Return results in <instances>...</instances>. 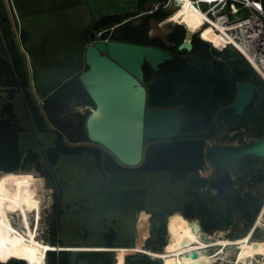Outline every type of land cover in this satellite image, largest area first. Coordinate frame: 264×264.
Masks as SVG:
<instances>
[{
  "label": "rangeland",
  "instance_id": "1",
  "mask_svg": "<svg viewBox=\"0 0 264 264\" xmlns=\"http://www.w3.org/2000/svg\"><path fill=\"white\" fill-rule=\"evenodd\" d=\"M139 2L140 0H4L18 36V44L26 59L32 107L43 117H37L38 122H35L24 94L18 92L11 98V92L0 86V112L5 103L12 100L14 111L23 127L19 136L20 150L39 153L43 167L48 169L46 152L56 146L58 131L65 135L67 144H78L86 148L81 155H62L54 167L56 185L59 187L57 207L54 206V187L49 179L42 175L32 182L22 183L25 186H22L23 194L19 201L43 204L40 238L45 242L51 243L57 219L60 229L56 235V246L109 247L108 243L112 241V247H146L150 244L152 250L164 251L170 247L173 243L171 238L176 235L171 224L180 227L194 221L199 222L207 241L213 242L219 238L235 240L247 235L255 226L256 220L250 224L242 212L236 211L232 218H226L219 225L215 224L222 216L228 217V199L244 200L252 193L256 204H262L263 208L264 182L259 183L257 180L259 174L264 172V158L250 156L255 161L253 170L247 172L237 167L236 160L229 167L218 169L207 156L204 169L198 173L206 182L196 186L190 194V179L194 174L188 178H175L171 172L147 171L137 167L107 171L104 167V154L108 151L105 148L89 141L75 142L78 118L81 116V112H76L75 76L81 67V70L86 67L82 66L84 38L95 32L94 24L104 15L137 12ZM161 5L159 0L147 2L145 9L149 10L132 17L133 23L140 25L143 15L155 12ZM167 5L168 3L165 6ZM170 7L166 8L168 12H172ZM165 20H151L150 37L162 40L176 29L174 22L162 24ZM155 26L158 30L153 33ZM115 27L108 28H113L112 32ZM22 28L29 32L26 44H23L20 37ZM101 32L98 31L97 34ZM188 32L194 33L190 30ZM226 54L234 58L237 52L230 48ZM236 58L242 59L239 54ZM147 66H143L145 71L148 70ZM52 86H60L62 89L45 95ZM53 117L55 121L52 120ZM41 127L47 129L43 130ZM262 137L264 130L262 136L256 137L249 130L229 132L222 129L218 135L206 140L205 155L213 146H240ZM145 141L147 147L160 140ZM98 147L102 154L93 150ZM188 204L191 213L189 217L184 214ZM2 211L4 213L3 209ZM163 224L164 233L161 232ZM205 224L211 226V233L205 231ZM149 225L151 236H148ZM6 232L4 213V228L0 229L2 249H7L4 244ZM262 238L263 229L259 228L252 241L255 244ZM178 248L180 247L173 245V249ZM234 250L233 247L227 250L232 259L236 253ZM109 253L111 255L106 256H111V264H115L120 252ZM138 253L141 252H126L123 264H144ZM76 256L74 254L73 264H91L87 260H78ZM151 258L158 264H164L162 259ZM244 263L251 264V261L244 259Z\"/></svg>",
  "mask_w": 264,
  "mask_h": 264
},
{
  "label": "trees",
  "instance_id": "2",
  "mask_svg": "<svg viewBox=\"0 0 264 264\" xmlns=\"http://www.w3.org/2000/svg\"><path fill=\"white\" fill-rule=\"evenodd\" d=\"M147 2H151V0H140L137 12L104 15L96 21L94 30L101 32L110 26H116L112 32H102V38L146 45L163 43L159 37H150L149 29L152 19L162 21L171 14L166 8H160L153 13L143 15V22L140 25H136L132 21V17L149 10L145 9ZM175 28L172 37L180 43L186 37V30L181 26ZM17 37L4 0H0V86L11 92V98H14L16 93L22 92L28 106L31 107L35 122H38V118L43 117L39 111L32 107L29 72ZM20 37L23 44H26L29 39V32L22 28ZM194 43L196 50L206 55L207 60H211L214 56H222L226 59L228 61V75L231 79L237 82L252 81L256 88L253 102L241 115L235 109L228 107L234 101L235 93L231 95L232 97L230 96L231 98H227L224 104H216L213 107L208 106V94L206 96L201 92L190 91L181 95L183 134L175 139L155 141L147 147L145 145L144 158L141 166L137 169L171 172L175 178H188L189 175L194 174L190 179V194L194 192L196 186L206 182V179L198 174L206 164V140L218 135L222 129L229 132L249 130L252 136L256 137L262 136L264 130V80L257 75L245 59L236 58L238 53L232 58L226 54L227 51L219 52L198 38H195ZM147 77L149 78V75ZM59 89L61 88H58L57 91ZM221 107L222 109H220ZM52 120L55 121V118L53 117ZM22 129L23 127L14 111V104L10 100L5 103L0 112V229L4 228L3 207L20 203L19 199L23 194L22 186L24 185L22 183L25 181L32 182L42 175L49 179L54 187V206L57 207L59 187L56 185L57 177L54 167L57 166L62 155H81L86 151L82 145L67 144L65 135L58 131L56 146L46 152L49 168L45 169L40 161L39 153L20 150L19 136ZM41 129L46 130L47 128L41 127ZM254 161L255 158L250 156L241 157L236 160V165L240 170L250 172L253 170ZM104 167L107 171L134 169L121 165L109 152L104 154ZM259 176L257 182H264V172L260 173ZM256 202L252 193L244 200L229 198L228 217L222 216L215 224L219 225L226 218H232L236 211L242 212L243 216L249 219L250 224H252L262 209V204L257 205ZM184 214L190 216V204H188ZM55 222L54 237L51 240V244L54 246L58 243L56 235L60 229L59 219ZM204 229L207 232H212V228L208 224L204 225ZM161 232H165L164 224L161 227ZM148 236H151L150 225L148 226ZM108 244L109 247H112V241H109ZM145 248L151 249L150 244H147ZM74 254H77L78 260H87L91 264L98 262L111 264L112 261L111 256H106V254L111 255L108 251L74 253L67 250L59 252L49 250L47 252V264H73ZM138 254L141 256L140 261L142 263L158 264L151 256L143 253ZM0 261L4 262H0V264H27L23 260L11 257L9 251L2 248H0Z\"/></svg>",
  "mask_w": 264,
  "mask_h": 264
},
{
  "label": "water",
  "instance_id": "3",
  "mask_svg": "<svg viewBox=\"0 0 264 264\" xmlns=\"http://www.w3.org/2000/svg\"><path fill=\"white\" fill-rule=\"evenodd\" d=\"M161 2L162 6L167 4V0ZM102 35H91L85 52L88 68L79 75L94 108L103 110L92 128L86 124L85 131L90 142L105 148L125 167L141 166L146 139L163 141L183 134L181 94L188 88L197 91L210 89L209 107L223 104L236 91V97L228 107L239 115L253 102L255 84L231 79L226 62L218 58L213 60L207 72L177 58L174 65L166 68V76L154 77L146 87L143 66L146 64L154 72L159 71L160 65L170 61L172 55L159 47L110 38L105 40ZM192 41L191 38L185 39L179 50L191 51ZM93 150L102 154L99 147ZM207 156L218 169L229 167L241 157L264 158V137L240 146H213L206 151Z\"/></svg>",
  "mask_w": 264,
  "mask_h": 264
},
{
  "label": "bare ground",
  "instance_id": "4",
  "mask_svg": "<svg viewBox=\"0 0 264 264\" xmlns=\"http://www.w3.org/2000/svg\"><path fill=\"white\" fill-rule=\"evenodd\" d=\"M176 1L182 6L181 9L169 15L162 24L174 22L173 24L178 25L181 22L187 25L188 30L195 32L202 24L204 15L194 5L192 0ZM157 30L155 26L152 32L154 33ZM193 34H189L188 38L190 39V36ZM204 37L214 41L215 45L219 47L223 45L222 36L212 28L207 29ZM252 61L264 77V69L259 67L254 59ZM102 112L103 110L98 107L92 108L86 117L85 128L86 124L92 128ZM3 210L7 231L4 244L10 252L11 257L25 260L28 264H46V250L48 252L52 247L54 249L80 248L85 250L117 251L120 252V258L118 257L115 264H123L125 253L137 250L147 251L153 254L154 257L162 259V263L164 264H245L244 259L250 260L251 264H264V238L257 240L255 244L252 241L257 229H264V205L256 219V226L247 235L235 240L219 238L213 242L207 241V237L205 236L206 239L204 238L205 234L202 233L199 222H187L180 227H174L175 225L171 222V227L174 228L172 230L176 232V235L171 238L173 243L164 251L131 246H115L111 248L108 246H54L40 238L43 204L20 202L18 204L4 206ZM18 214L19 217L17 218ZM186 237H189L190 240L186 239ZM173 245L179 246L180 248L173 249ZM231 247L236 250L233 259L230 254H227V250ZM213 249L215 250L213 251Z\"/></svg>",
  "mask_w": 264,
  "mask_h": 264
},
{
  "label": "built area",
  "instance_id": "5",
  "mask_svg": "<svg viewBox=\"0 0 264 264\" xmlns=\"http://www.w3.org/2000/svg\"><path fill=\"white\" fill-rule=\"evenodd\" d=\"M192 2L204 15L203 22L195 30L193 37L198 36V39L207 42L219 52L234 49L264 80L252 61L254 59L259 67L264 69V0H192ZM167 3V6L161 5V8L172 5L171 13L178 12L182 7L176 0H167ZM177 26L183 27L189 34L186 24L179 22L175 27ZM208 28L214 29L222 36V47L204 37ZM101 34L102 32L99 33Z\"/></svg>",
  "mask_w": 264,
  "mask_h": 264
},
{
  "label": "flooded vegetation",
  "instance_id": "6",
  "mask_svg": "<svg viewBox=\"0 0 264 264\" xmlns=\"http://www.w3.org/2000/svg\"><path fill=\"white\" fill-rule=\"evenodd\" d=\"M174 32H175V30H173L171 33H169V35L165 39H162V42L163 43L152 44V46L159 47L161 49H164L168 53H170L172 55V58L170 59V61L166 62L165 64L160 65V70L159 71L154 72L151 69L150 66H147L148 67V70L147 71H145V69H144V71H145V83H144V85L146 87L149 84V82L152 81V79L154 77L156 79H160V78H163L164 76H166L168 74V72L166 71V68L168 66L174 65L175 64V60L177 58L183 59L185 64L196 65L197 67H199L200 70L205 71V72H207V71H209L211 69L212 62H213V60L215 58H218V59H221V60L225 61L226 64H227V67H228V61L226 59H224L222 56H214V58H212L211 60H207V56L206 55H204L202 52L196 50L195 43H194L195 42V38L193 37V35L191 36V39L193 40L192 41V43H193V49L191 51H188V50H179L180 44L185 39H189L188 38V35L189 34L186 31V37L180 43H178L172 37V34ZM94 33L97 34L98 32L95 31V32H93V34ZM90 38H91V35H89L87 38L85 37V40L88 42ZM147 75H149V78L147 77ZM190 91L201 92V93H204V95H206V96H207V93H209V98H210V94H211L210 89H205V90H202V91H197V90H193V89H189V88L187 89V91L185 93L190 92ZM185 93H183V94H185ZM233 93H235V97H236V91H233L230 94V96ZM183 94H181V95H183ZM181 107H182V105H181ZM220 109H222V107Z\"/></svg>",
  "mask_w": 264,
  "mask_h": 264
},
{
  "label": "crops",
  "instance_id": "7",
  "mask_svg": "<svg viewBox=\"0 0 264 264\" xmlns=\"http://www.w3.org/2000/svg\"><path fill=\"white\" fill-rule=\"evenodd\" d=\"M84 51H83V63L82 66H86L83 70L82 67L81 69L76 73L75 79H76V89H75V95H76V112H81V116L78 118V123L76 127V134L77 138L75 140L76 143L84 142V141H89L86 131H85V120L92 108H94L93 103L89 99V96L87 95L85 89L83 88L82 84L79 81V75L88 68L85 62V52H86V47L88 45V42L84 38ZM60 87V86H59ZM59 87H49L47 91L45 92V95L53 94L54 92H58L57 89ZM62 89V88H61ZM63 124V123H61ZM64 125V124H63ZM62 127V126H60ZM90 142V141H89ZM78 145V144H77Z\"/></svg>",
  "mask_w": 264,
  "mask_h": 264
},
{
  "label": "clouds",
  "instance_id": "8",
  "mask_svg": "<svg viewBox=\"0 0 264 264\" xmlns=\"http://www.w3.org/2000/svg\"><path fill=\"white\" fill-rule=\"evenodd\" d=\"M108 252H110V251H108Z\"/></svg>",
  "mask_w": 264,
  "mask_h": 264
}]
</instances>
